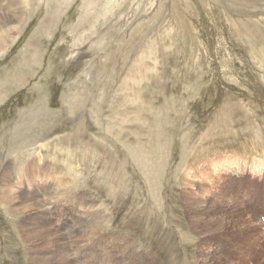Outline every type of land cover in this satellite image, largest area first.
Here are the masks:
<instances>
[{
    "label": "rangeland",
    "instance_id": "1",
    "mask_svg": "<svg viewBox=\"0 0 264 264\" xmlns=\"http://www.w3.org/2000/svg\"><path fill=\"white\" fill-rule=\"evenodd\" d=\"M43 1L0 55V264H119L129 235L128 264H209L226 232L264 263L263 0Z\"/></svg>",
    "mask_w": 264,
    "mask_h": 264
},
{
    "label": "bare ground",
    "instance_id": "2",
    "mask_svg": "<svg viewBox=\"0 0 264 264\" xmlns=\"http://www.w3.org/2000/svg\"><path fill=\"white\" fill-rule=\"evenodd\" d=\"M0 1H2V0H0ZM23 1V0H22ZM45 1V0H44ZM43 1V2H44ZM58 1V0H57ZM66 1V4L65 5H67L69 2H71L72 0H65ZM87 1V0H86ZM99 1V0H98ZM114 1H116L117 2V0H114ZM121 1V0H120ZM10 2V1H9ZM38 2H41V0H24L23 2H21L20 3V5H21V8H19L18 6L17 7H15L14 8V13L12 14V15H5V12L4 13H1L0 14V55H3L9 48H10V43H12L13 41H14V38H12V29H14L13 31H15V30H19L20 29V27L22 26V24H23V22H24V19H25V17H26V15H27V13H29V10H30V8L32 7V6H35L36 4H38ZM56 2V1H55ZM68 2V3H67ZM91 2V1H90ZM95 2V1H94ZM119 2V1H118ZM263 2H264V0H263ZM45 3V2H44ZM88 3V2H87ZM71 4V3H70ZM97 4V3H96ZM118 4V3H117ZM150 4H156V2H151ZM5 5V4H4ZM4 5H3V7H4ZM10 5L11 6H13L14 4H13V2H12V0H11V2H10ZM45 5V4H44ZM64 5V6H65ZM95 5V4H94ZM101 5V4H100ZM109 5V3L108 4H106L105 6H108ZM116 6V5H115ZM118 6V5H117ZM71 7V6H70ZM111 7H112V5H111ZM119 7V6H118ZM117 7V8H118ZM133 7V6H132ZM221 7V6H220ZM109 8V7H108ZM32 9V8H31ZM64 10H66V9H64ZM86 10H87V14L89 15V14H94V15H96L97 14V12H99L98 10H99V8L98 9H96L94 6H93V3H88L87 4V8H86ZM113 10V9H112ZM138 10V9H137ZM106 11V10H105ZM111 11V10H110ZM115 11V10H114ZM153 12L154 13V7H152V5H151V7L149 6V7H147L146 9H145V12L144 13H146V14H149L150 12ZM17 12H19L20 14L19 15H17L16 13ZM38 12V11H37ZM117 12V11H116ZM105 13V12H104ZM107 13V12H106ZM153 13H151V14H153ZM145 14V15H146ZM127 15H129L128 13H127ZM144 15V14H143ZM156 15H157V13H156ZM104 16H106V15H104ZM125 16H126V14H125ZM147 17V16H146ZM89 18V17H88ZM122 18V17H121ZM90 19V18H89ZM140 19H142V17L140 18ZM263 20V19H262ZM108 21V20H107ZM83 23V22H82ZM92 23V22H91ZM29 24H30V21H29ZM28 24V25H29ZM93 24V23H92ZM234 24V23H233ZM97 25H101V24H99L98 22H97ZM81 26H83V24H81ZM96 26V25H95ZM94 26V28H95V33H97L99 30H100V27H95ZM120 26H122V24L120 23ZM236 27V26H235ZM237 28V27H236ZM111 29V28H110ZM194 30V29H193ZM84 34V33H83ZM90 35H92L90 32L89 33H86L84 36H83V38L84 39H87ZM94 36V35H93ZM153 37V36H152ZM104 41H101V42H99V46H100V48L102 49V44H104L103 43ZM148 43V42H147ZM72 44V43H71ZM54 45V44H53ZM12 46V45H11ZM98 46V45H97ZM106 46V45H105ZM146 51V50H145ZM26 52V51H25ZM147 52V51H146ZM104 54V53H103ZM20 55V54H19ZM78 55V54H77ZM101 55H102V53H101ZM144 55V54H143ZM79 57V56H78ZM149 58V57H148ZM139 60V59H138ZM156 63V62H155ZM15 64V63H14ZM159 64V63H158ZM52 69V68H51ZM150 70H152V69H150ZM149 70V71H150ZM20 72V71H19ZM72 76V75H71ZM45 77V76H44ZM43 77V78H44ZM18 82V81H17ZM127 82V81H126ZM125 82V83H126ZM12 83V82H11ZM123 83V82H122ZM128 83V82H127ZM7 85V84H6ZM2 87H3V84L1 83L0 84V91L2 90ZM5 87V86H4ZM126 89H127V86L125 87ZM104 90V89H103ZM107 90V89H106ZM131 90V89H130ZM68 94V93H67ZM1 95V94H0ZM6 94L5 95H2V96H0V103H2L5 99H6ZM134 96H135V94H134ZM34 109V108H33ZM66 109V108H65ZM83 109V108H82ZM40 110V109H39ZM41 110H42V113L44 112V110L42 109V107H41ZM84 110V109H83ZM34 111H36V110H34ZM103 112V111H102ZM45 113V112H44ZM81 113V112H80ZM79 114V113H78ZM105 114V113H104ZM37 114H35V116H36ZM32 116H34V115H32ZM46 117V116H45ZM39 118H40V116H39ZM94 121V120H93ZM22 122V121H21ZM39 124V123H38ZM31 125V124H30ZM17 126V125H16ZM27 128H28V126H27ZM38 128V127H37ZM15 129H21L20 130V132H21V134H20V137H22V132H24L25 130H24V126H22V127H16ZM35 132V131H34ZM25 133V132H24ZM41 132H39V133H31V134H29L30 135V143L29 144H27L26 146H24L25 148L24 149H27V150H29V151H27V152H25V151H23V147H22V145H19V146H16L15 148H16V150H18V151H16L17 152V154L19 155V154H21V155H23V154H25V153H27L28 155H32L33 154V152L32 151H35V150H32V149H30V147H33V146H35V145H37L38 143H40V141L41 140H43L44 138H45V136L47 135H45V131H44V133H41ZM80 133H82V132H80ZM34 134H35V137H33L34 136ZM26 135V134H25ZM45 135V136H44ZM70 136V135H69ZM73 136V135H72ZM81 136V135H80ZM13 137H16V135H13ZM59 138V137H58ZM5 139H6V137H5ZM63 139V138H62ZM84 139V138H83ZM92 139V138H91ZM90 139V140H91ZM12 140V139H11ZM69 140V139H68ZM4 141V140H3ZM14 143H16L18 140H16V139H13L12 140ZM19 141H20V139H19ZM27 141V140H26ZM0 142H1V140H0ZM53 142H55V139H53ZM63 141H61V143H62ZM26 143V142H25ZM58 144V143H57ZM65 144H66V142H65ZM72 144V143H71ZM54 145V144H53ZM52 145V146H53ZM59 145V144H58ZM66 145H68V144H66ZM86 146H87V144H86ZM39 147H43V148H47V149H52L51 148V144H44V146H39ZM39 147H37L38 149H39ZM54 147V146H53ZM56 147L57 146H55V149H56ZM59 147V146H58ZM92 147V146H91ZM90 147V148H91ZM61 147H59L58 148V150L60 149ZM69 148V147H68ZM79 148V150H81V152L83 151V150H85L86 148H88V146L87 147H83V145H78V146H74V148H72V149H70L69 151H61L62 153H65V154H67L68 156H72V157H75L76 155H73V154H75L76 152L75 151H78L77 149ZM1 149V148H0ZM89 149V148H88ZM32 150V151H31ZM53 150V149H52ZM61 150H63V149H61ZM66 150H68V149H66ZM1 151V150H0ZM37 151H39V150H37ZM92 151V150H91ZM94 151V150H93ZM59 152V151H58ZM88 154H86L87 156L88 155H92V156H94V153L93 152H89V151H86ZM84 153V152H83ZM82 156H84L85 157V154L84 155H82ZM82 156H81V158H82ZM80 157V156H79ZM32 159V158H31ZM83 159V158H82ZM86 159V158H85ZM89 160V159H88ZM96 159L94 158L93 159V161H95ZM85 161V160H84ZM233 161V160H232ZM231 161V162H232ZM230 162V163H231ZM237 162V161H236ZM85 163H87V162H85ZM238 163V162H237ZM89 164V163H88ZM232 164V163H231ZM21 166H23L22 164H20ZM223 166V165H222ZM231 166H235V163L233 162V164L231 165ZM19 168V167H18ZM21 168V167H20ZM199 168V167H198ZM226 169V168H225ZM230 169H232V168H230ZM256 169L258 170L259 169V167L258 166H256ZM256 170V171H257ZM196 171V170H195ZM202 171V170H201ZM259 172V171H258ZM9 173V172H8ZM4 178L6 177V175H7V172L5 171L4 172ZM28 177H29V180H28V182H26V183H30V182H38V180H43L44 178H46V172L45 173H42L40 170H39V167H38V169L36 170V172H29L28 173V175H27ZM3 177V176H2ZM40 182V181H39ZM8 183V182H7ZM25 184V183H24ZM43 184V183H42ZM33 185V184H32ZM2 186V185H1ZM7 186V185H6ZM41 186V185H40ZM8 187L10 188V190L12 191V193L14 194V192H15V188H20L19 186H9L8 185ZM34 187V186H33ZM39 187V186H38ZM42 187V186H41ZM67 188V187H66ZM261 188V187H260ZM17 189V190H18ZM40 189V188H39ZM42 189H43V187H42ZM71 189H73V188H71ZM263 189H264V187H263ZM9 190V189H8ZM7 189L4 191V194H3V196H2V200H4V202H3V204H6V206L7 207H11V204H14V203H16V204H20V202L19 201H17L16 199H15V197H14V195H12L11 196V194L9 193V191H8ZM148 190V189H147ZM254 190H255V193H257L256 195H258V193H260V192H262V191H257V189H255L254 188ZM253 190V191H254ZM164 191V190H163ZM19 192V191H18ZM251 192V191H250ZM24 193H26V192H24ZM34 193H35V191H34ZM19 194V193H18ZM22 194V193H21ZM27 194V193H26ZM22 196V195H21ZM29 198V197H28ZM32 198V197H31ZM43 198V197H42ZM41 198V199H42ZM46 198V197H45ZM33 199V198H32ZM28 200V199H27ZM37 200V199H36ZM45 200V199H44ZM193 200V199H192ZM243 200V199H242ZM247 201V200H246ZM250 202H251V200H249ZM186 202V201H185ZM253 202H254V200H253ZM44 204V203H43ZM262 205V204H261ZM3 207H4V205H2ZM31 206V205H30ZM236 206H237V204H236ZM6 207V208H7ZM14 207H15V204H14ZM26 207V206H25ZM47 207V206H46ZM11 209V208H10ZM9 209V210H10ZM11 211V210H10ZM18 212V211H17ZM254 212H255V210H254ZM253 212V213H254ZM23 213V212H22ZM87 212H85V214H86ZM78 214V213H77ZM42 215V214H41ZM31 216V215H30ZM48 216V215H47ZM84 217L85 216H87V215H83ZM42 217H44V216H42ZM234 217V216H233ZM252 217H254V215L252 216ZM47 218H49V217H47ZM46 218V219H47ZM90 218V217H89ZM239 218V217H238ZM233 219V218H232ZM177 220V219H176ZM257 220V219H256ZM47 221V220H46ZM45 221V223H47ZM52 221V220H51ZM96 221V220H95ZM109 221V220H108ZM235 221V220H234ZM241 220H239L238 222H237V224L240 222ZM99 221H96V223H98ZM100 222H101V220H100ZM103 222V221H102ZM101 222V223H102ZM235 223H236V221H235ZM31 224V223H30ZM42 224V223H41ZM48 224V223H47ZM78 224V223H77ZM91 224H92V222H91ZM93 224H94V222H93ZM100 224V223H99ZM40 225V224H39ZM79 225V224H78ZM33 226V225H32ZM36 226V225H35ZM49 226V225H48ZM54 226V225H53ZM66 226H69V223L66 221L64 224H63V228L65 229V227ZM93 226V225H92ZM97 226V225H96ZM100 226V225H99ZM27 227V226H26ZM30 227V226H29ZM52 227V226H51ZM77 227V226H76ZM37 228V227H36ZM35 228V229H36ZM70 228V227H69ZM102 228V227H101ZM100 228V229H101ZM104 228V227H103ZM33 229V228H32ZM57 229V228H56ZM72 229V228H71ZM75 229V228H74ZM79 229V228H78ZM89 229V228H88ZM98 229V228H97ZM224 229V228H223ZM48 230H50V228L48 229ZM104 230V229H103ZM180 230V229H179ZM51 231V230H50ZM84 231V230H83ZM86 231V230H85ZM96 231V230H95ZM99 231V230H98ZM46 232V231H45ZM57 232V231H56ZM75 232V231H74ZM82 232V231H81ZM100 233H101V231H99ZM104 232H105V230H104ZM52 233H54V232H52ZM96 234H97V232H95ZM103 233V232H102ZM137 233V232H136ZM220 233H222L221 231H220ZM59 234V233H58ZM88 234V233H87ZM95 234V235H96ZM95 235H94V237H95ZM229 235H230V232H226V234H225V236H224V238L223 239H219V238H217V239H219L218 240V245H217V247L214 249V259H212V258H208L209 260L207 261V262H209V264H231L232 263V258H233V251H232V254H226V253H223L222 251V248L224 249L225 247H227V246H229V242H230V238H229ZM23 236V235H22ZM43 236V235H42ZM45 236V235H44ZM88 236V235H87ZM90 236V235H89ZM79 237V236H78ZM84 237V236H83ZM82 237V238H83ZM109 237V236H108ZM125 237V236H124ZM127 237V236H126ZM202 237V236H201ZM76 238V237H75ZM92 238V237H91ZM96 238V237H95ZM89 239V238H88ZM94 239V238H93ZM122 239V238H121ZM74 240V239H73ZM83 240V239H82ZM127 241H126V243H124L125 244V246L123 247V250H122V255H121V260L119 261V264H128L127 263V261H129V260H127L129 257H130V255H131V248H130V246H137V247H139L142 243L141 242H139L137 239H135L133 236H131V235H129V237H128V239H126ZM85 241H87V240H85ZM76 243V242H75ZM204 243V242H203ZM73 244V243H72ZM113 244V243H112ZM77 245V244H76ZM116 245V244H115ZM214 246V245H213ZM78 247V246H77ZM73 248V247H72ZM76 249V248H75ZM118 249V248H117ZM139 249H140V247H139ZM134 250H135V248H134ZM261 251H262V249H260ZM76 251V250H75ZM39 252V251H38ZM94 252L95 251H92L91 253H90V256H89V259H91L92 261L94 260L95 261V259H100V256H95L96 255V253L94 254ZM108 252V251H107ZM54 253V252H53ZM106 253V252H105ZM136 253V252H135ZM256 253V252H255ZM259 253H260V251H259ZM16 255V254H15ZM50 255V254H49ZM134 255V254H133ZM136 255V254H135ZM143 255V254H142ZM261 255V253L260 254H254L253 256H251L250 255V253H247V254H245L244 256H247V257H249L250 259V262L252 263V264H254L255 262H256V260L257 261H259L258 260V257ZM8 256V255H7ZM103 256V255H102ZM213 256V255H212ZM10 257V256H9ZM50 257V256H49ZM52 257V256H51ZM78 257V256H77ZM142 257V256H141ZM261 257V256H260ZM4 258V257H3ZM101 258H103V257H101ZM139 258H140V255H139ZM264 258V257H263ZM88 259V258H87ZM107 259V258H106ZM73 260V259H72ZM90 260V261H91ZM109 260V259H108ZM114 260V259H113ZM150 260H152V262L153 263H155L156 264V262L155 261H153V259H150ZM142 262V261H141ZM44 263V261H42V262H40V264H43ZM76 263L78 264L79 263V261L77 262L76 261ZM248 263V262H247ZM45 264V263H44ZM69 264V263H68ZM81 264V263H80ZM83 264V263H82ZM108 264H110V263H108ZM117 264V263H116ZM131 264V263H130ZM235 264H241L240 262H237V263H235ZM250 264V263H249ZM256 264H260L259 262H257ZM262 264H264V263H262Z\"/></svg>",
    "mask_w": 264,
    "mask_h": 264
}]
</instances>
